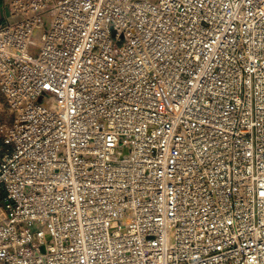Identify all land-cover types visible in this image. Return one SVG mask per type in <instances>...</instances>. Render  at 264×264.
<instances>
[{"label": "built area", "instance_id": "obj_1", "mask_svg": "<svg viewBox=\"0 0 264 264\" xmlns=\"http://www.w3.org/2000/svg\"><path fill=\"white\" fill-rule=\"evenodd\" d=\"M2 8L0 264H264V0Z\"/></svg>", "mask_w": 264, "mask_h": 264}, {"label": "rangeland", "instance_id": "obj_2", "mask_svg": "<svg viewBox=\"0 0 264 264\" xmlns=\"http://www.w3.org/2000/svg\"><path fill=\"white\" fill-rule=\"evenodd\" d=\"M2 0H0V18H1V16H2ZM4 197V195L1 197V199H2V201H3V198Z\"/></svg>", "mask_w": 264, "mask_h": 264}, {"label": "water", "instance_id": "obj_3", "mask_svg": "<svg viewBox=\"0 0 264 264\" xmlns=\"http://www.w3.org/2000/svg\"><path fill=\"white\" fill-rule=\"evenodd\" d=\"M113 33H114V31H113Z\"/></svg>", "mask_w": 264, "mask_h": 264}]
</instances>
